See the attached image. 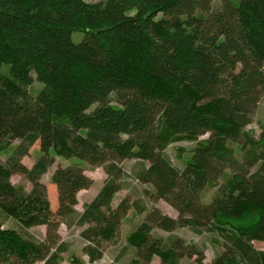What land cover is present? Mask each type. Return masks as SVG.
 I'll return each mask as SVG.
<instances>
[{
	"label": "trees",
	"instance_id": "obj_1",
	"mask_svg": "<svg viewBox=\"0 0 264 264\" xmlns=\"http://www.w3.org/2000/svg\"><path fill=\"white\" fill-rule=\"evenodd\" d=\"M96 1L0 0V153L20 141L0 163V208L25 228L46 227L45 240L36 242L0 222V264H60L66 245L58 230L68 218L85 227L84 251L95 262L134 206L148 217L129 239V264L154 257L203 264L198 248L180 238L165 246L152 235L185 227L222 237L223 251L211 264H264V252L252 245L264 243V125L259 140L246 131L264 99V0ZM75 32L85 34L80 43ZM35 80L43 88L32 97ZM181 136L198 141L182 170L165 155ZM37 143L43 156L28 169L22 159ZM55 156L107 174L82 214L77 195L93 180L80 165L58 167L53 208L41 178ZM127 160L149 163L137 179L151 184L155 192L146 197L165 201L177 219L129 197L113 207ZM227 169L231 178L204 203ZM15 174L31 182V193L11 184Z\"/></svg>",
	"mask_w": 264,
	"mask_h": 264
},
{
	"label": "rangeland",
	"instance_id": "obj_2",
	"mask_svg": "<svg viewBox=\"0 0 264 264\" xmlns=\"http://www.w3.org/2000/svg\"><path fill=\"white\" fill-rule=\"evenodd\" d=\"M85 2L92 4L97 1L85 0ZM219 7L220 3L215 1L213 4V10L218 9ZM84 35V33L75 32L72 35V39L75 43H80L83 40ZM9 70V67L2 68V72L5 74H9ZM33 77L35 78V76ZM42 88L43 86L35 80L28 88V91L32 97H36ZM115 100V96H112V105H117ZM257 108L258 110L253 117L252 123L246 129V131L250 133L255 140H259L262 135V126L264 125V99L261 100L259 107ZM206 139H208V135L201 137L199 140L206 141ZM19 144L20 141L15 140L10 143L9 146L4 147L3 151L0 153L1 164H6L8 158L13 155ZM197 144L198 141L190 140L181 136L179 139L172 141L171 144L167 146L165 155L175 167L182 170L191 158L192 150L195 146H197ZM230 146L235 151V159H241L240 157H242V154L239 151V147L232 144ZM42 156L39 144L37 143L33 148H31L29 155L22 159V164H24L28 169H32ZM73 164L80 165L84 169L85 174L93 180V184L89 189L83 190L77 195V205L75 206V210L77 213L82 214L85 207L96 198L107 179V174L103 167H94L75 158L69 159L55 156V163L48 169V172L43 175L41 183L47 187L48 194L50 191V199L54 208L56 204V190L52 189V174L58 167H67ZM145 166H149V163L139 160H127L121 164V167L126 175L122 179L123 190L115 196L113 200V207H116L122 199L129 197L131 202H139L140 206H145L149 209V211L153 207H156L164 215L177 219V212L165 201L158 200L157 202H153L146 197L145 191L154 193L155 189L151 184H144L137 179V174ZM253 171L256 170L254 169ZM232 175L233 171H231V169L225 170L223 176H221L217 183L211 185L206 190L204 196H202L203 202L210 203L213 196L216 195L219 190V187L226 183L227 179L231 178ZM10 182L14 187L23 189L27 193H31L33 190L31 182L22 174L12 175L10 177ZM147 217L148 213H140L139 209L135 208V206L132 207L125 219L122 221L117 239L113 242L104 243L102 245V258L95 262H90L89 257L84 251L85 247L90 244V240L85 238L83 235L85 227L76 225L73 219L68 218L65 220L66 224L62 223L58 230L61 243L66 245V250L61 255L62 260L60 264H74L75 262L80 264H129L135 253L134 248L129 243V239L138 226L145 219H147ZM0 222L3 224V229L16 231L26 239L34 240L36 242H42L45 240V226L25 228L19 219L7 216L1 208ZM152 235L157 239H161L165 246H169L174 238H180L186 245L198 248V250L204 255L203 264H211L214 261V258L218 257L223 251L222 237L206 229H203L201 230V233L196 234L189 227L177 228L172 233L155 228ZM195 258H184L180 261V264H199ZM151 264H161V260L158 257H154Z\"/></svg>",
	"mask_w": 264,
	"mask_h": 264
},
{
	"label": "crops",
	"instance_id": "obj_3",
	"mask_svg": "<svg viewBox=\"0 0 264 264\" xmlns=\"http://www.w3.org/2000/svg\"><path fill=\"white\" fill-rule=\"evenodd\" d=\"M257 244V245H256ZM252 245H254V247L260 252H264V243L263 242H254L252 243ZM258 246V247H256Z\"/></svg>",
	"mask_w": 264,
	"mask_h": 264
}]
</instances>
